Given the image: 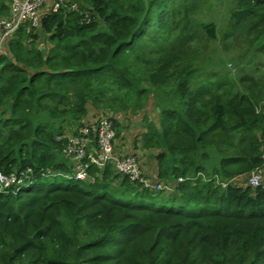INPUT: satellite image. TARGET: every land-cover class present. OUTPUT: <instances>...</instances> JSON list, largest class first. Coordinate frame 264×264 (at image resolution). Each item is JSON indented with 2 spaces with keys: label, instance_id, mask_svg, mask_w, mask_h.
<instances>
[{
  "label": "trees",
  "instance_id": "obj_1",
  "mask_svg": "<svg viewBox=\"0 0 264 264\" xmlns=\"http://www.w3.org/2000/svg\"><path fill=\"white\" fill-rule=\"evenodd\" d=\"M54 2L0 53V171L31 169L27 185L0 188V264H264V179L241 182L264 166V77L192 82L194 62L177 66L199 36L264 54V0H64L56 12ZM151 101L155 119L143 112L132 137L125 114ZM102 118L116 154L170 191L112 163L91 166L94 183L51 182L72 179L61 174L73 172L65 134Z\"/></svg>",
  "mask_w": 264,
  "mask_h": 264
},
{
  "label": "built area",
  "instance_id": "obj_2",
  "mask_svg": "<svg viewBox=\"0 0 264 264\" xmlns=\"http://www.w3.org/2000/svg\"><path fill=\"white\" fill-rule=\"evenodd\" d=\"M48 0H11L7 16L0 17V53L5 41L20 26L28 23L37 26L41 17L40 9ZM64 0H55L52 10L56 12L63 5ZM71 9H76V3L71 4ZM87 16V14H84ZM67 143L64 155L72 162V174L67 175L77 180H87L94 183L96 176L90 173L91 166L98 170L112 163L115 171L122 178L126 177L133 183H140L144 188L153 191H170L169 184L145 178L142 175L140 164L133 155L119 156L113 146L115 128L113 121L102 118L90 126L81 127L76 135H65ZM264 159V156H263ZM31 169L18 174H3L0 171V188L5 189L10 185H27L31 179ZM264 179V166L254 168L248 177L252 187L262 184ZM28 180V182H25ZM182 180V179H180ZM25 182V183H24Z\"/></svg>",
  "mask_w": 264,
  "mask_h": 264
},
{
  "label": "rangeland",
  "instance_id": "obj_3",
  "mask_svg": "<svg viewBox=\"0 0 264 264\" xmlns=\"http://www.w3.org/2000/svg\"><path fill=\"white\" fill-rule=\"evenodd\" d=\"M11 2L8 3V5ZM77 9V5H76ZM9 10V8H8ZM4 13H8L7 10L4 11ZM218 23V25H221V22L218 19H215ZM32 29L30 27L27 28V30ZM219 31V30H218ZM220 36V35H219ZM198 40V43H197ZM193 39L190 44L191 48L189 47V58H187L184 53L183 56L178 57L177 66L179 68H184L189 66L190 62H194V70L196 73L191 77V81H200L205 80L209 76L212 77V72H216L218 74L221 73V79L223 76L229 78L233 83L237 81L238 76L246 75L249 77H254L260 80V78L264 77V54L262 52H257L255 55H252V46H248L246 44V41H233V42H227V44H223L221 41H210L206 40L203 36H199L198 39ZM45 38H43V35L39 33V39L38 42L40 43L41 47H45ZM193 44L196 46L195 48H192ZM247 49V50H246ZM234 56L235 59H230L231 56ZM234 61V62H233ZM256 68V70H255ZM174 71L173 67L169 68V72ZM194 71V72H195ZM152 101L147 104L144 109L140 110L135 117H131L126 113V117L130 119L132 122L131 126L128 127V132L130 135L135 137L136 132L139 130L140 126L142 125L141 122H139V118L141 119V116H143V112H145L146 116H150L151 119H155L156 113L152 107ZM95 116L92 114V112H89V114L86 116L85 119L93 120ZM138 120H135V119ZM89 121V120H88ZM87 121V122H88ZM127 121H129L127 119ZM124 124V123H121ZM84 127V126H82ZM78 129L76 130V135L78 133ZM122 128H120L121 130ZM123 130V129H122ZM71 132V130H70ZM65 135H73V133L65 134ZM114 146V145H113ZM115 149H118L117 147H114ZM144 157L142 163L146 164V166L151 168L149 162L150 157L147 153L143 152ZM65 177L69 175L70 173H61ZM238 177H235L233 180L229 181V183L233 184L235 180ZM202 182H204L205 177H199ZM216 182H218V179H215ZM248 183V177L244 176V178L241 179V182ZM51 182L58 183L62 186H67L73 183H76L77 181L75 179H69L64 177H56ZM239 182V181H237ZM225 183L222 185V187H225ZM81 187L85 189H89L90 185L87 183H82ZM155 204H159V202H156Z\"/></svg>",
  "mask_w": 264,
  "mask_h": 264
},
{
  "label": "crops",
  "instance_id": "obj_4",
  "mask_svg": "<svg viewBox=\"0 0 264 264\" xmlns=\"http://www.w3.org/2000/svg\"><path fill=\"white\" fill-rule=\"evenodd\" d=\"M128 145V144H127ZM127 145H126V148H127ZM121 148V151L122 152H125V150L127 151V149L124 147V148H122V147H120ZM150 170H152V167H151V169Z\"/></svg>",
  "mask_w": 264,
  "mask_h": 264
}]
</instances>
